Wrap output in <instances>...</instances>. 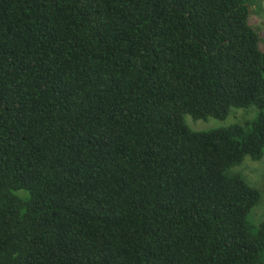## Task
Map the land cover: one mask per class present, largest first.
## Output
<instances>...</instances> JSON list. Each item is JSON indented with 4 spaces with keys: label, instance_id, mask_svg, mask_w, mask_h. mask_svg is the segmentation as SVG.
Returning <instances> with one entry per match:
<instances>
[{
    "label": "trees",
    "instance_id": "1",
    "mask_svg": "<svg viewBox=\"0 0 264 264\" xmlns=\"http://www.w3.org/2000/svg\"><path fill=\"white\" fill-rule=\"evenodd\" d=\"M260 5L0 0V264H264Z\"/></svg>",
    "mask_w": 264,
    "mask_h": 264
},
{
    "label": "rangeland",
    "instance_id": "2",
    "mask_svg": "<svg viewBox=\"0 0 264 264\" xmlns=\"http://www.w3.org/2000/svg\"><path fill=\"white\" fill-rule=\"evenodd\" d=\"M250 23L262 30L261 45L264 47V0H261L260 8L252 6ZM257 114V107L253 104L247 106H232L224 117L207 116L194 118L188 113L183 114L184 122L193 130H205L213 127L226 126L234 123L243 124L252 120ZM230 172L239 173L244 180L259 191V199L248 212V218L259 221L264 217V151L262 155L253 159L244 155L242 160L229 168Z\"/></svg>",
    "mask_w": 264,
    "mask_h": 264
}]
</instances>
